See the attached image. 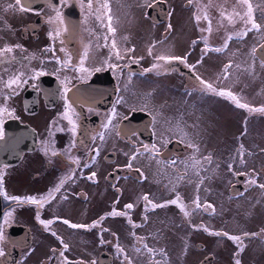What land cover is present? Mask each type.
Returning a JSON list of instances; mask_svg holds the SVG:
<instances>
[{"label":"flooded vegetation","instance_id":"af4514ba","mask_svg":"<svg viewBox=\"0 0 264 264\" xmlns=\"http://www.w3.org/2000/svg\"><path fill=\"white\" fill-rule=\"evenodd\" d=\"M52 2L60 4V0ZM104 2L105 0H93L94 10H89L87 0H84L83 7L80 0H67V4L61 9L67 31L61 30L60 37L56 39H50L48 35L50 30L58 27V22L46 23L55 17V12L48 7V2L40 11H28L27 13L37 17L22 28V38H33L36 41L44 33L50 42L57 41L58 56L50 57L49 52L44 50L43 56L39 58L25 57L26 53L20 46H13V52L0 57V96L11 94L12 97V103L1 106L6 105L15 113L14 117L5 116L4 132L5 123L17 119L20 123L14 122L15 127L25 124L29 129L22 132L16 130L17 134L13 132L16 140L19 135L36 134L34 146L31 144L20 156L15 154L13 164L3 162L0 165V175L4 177V191L9 196L22 198H43L49 192L55 196V199L46 203L42 209L32 204L18 205L0 196V224H3L5 214L12 212L10 223L4 225L7 239L2 246L6 255L0 257V264H32L35 261H40L37 264H60L62 258L52 250L59 252L63 249L60 240L53 236L52 232L69 245L65 255L74 262L87 254L84 249L73 250L71 243L77 242L84 247L90 242L92 249L88 251L96 264H126L123 255L117 251V244L124 249L133 264H152L153 261L159 264L162 251L159 246L173 238L174 241H182L187 250L195 248L200 253L197 264H206L208 261L210 264H216L210 245L206 243L214 235L204 231V228L216 232L220 229H215L210 223L209 219L213 214L211 209L195 210L192 205L198 194L202 203H211L215 210L223 208L222 203L215 204L209 199L214 191L210 187V184L213 185L212 165L205 157L210 155L195 153L197 158L208 165L206 169L200 167L198 190L193 186L194 171L180 170L178 166L172 171L165 169L164 165H172L173 160L179 164L184 161L191 163L189 157L193 152L187 145L189 142L196 144V140L195 127L187 117V110L190 107L194 109L196 101H214L224 109L236 112V115L244 113L232 100L202 90L203 86L196 77L212 83L218 90L232 91L241 103L246 102L239 93L238 79L242 76L245 55L253 66L260 60L264 61V47H260L264 44V0H249L252 5V17L261 25V32L248 31L251 23L246 17L247 6L239 0H106L110 13L103 9L95 11ZM149 4L155 7H149ZM234 12L245 16V19L235 16ZM109 14L113 17V27L116 28L115 37L107 30ZM97 15L100 19H97ZM205 16L208 19H205ZM39 17L43 19L42 24L34 31L33 24ZM196 17H200L199 21ZM228 17H232L231 21ZM186 21L189 23V31H184L187 33L186 41L180 39L181 42H187L186 49L181 52L167 49L171 41H178V26ZM169 24L171 29L168 28ZM209 27L210 32L207 30ZM245 31L247 36L241 37L240 33ZM229 36L233 39L228 42L226 50L221 53L208 52L206 55L203 53L205 41L209 47L223 48ZM113 38L123 59H117L115 50L111 48ZM61 40L64 41L63 45ZM193 41L197 43L193 45ZM105 43L107 47H104ZM85 45L89 46L85 67L90 70L99 67L101 71L81 73L76 70L77 55L82 53ZM62 47L66 51H61ZM132 48L135 51L125 54V49ZM2 49L4 48L1 47L0 50ZM245 50L250 52L245 53ZM69 53L72 54L70 64L62 67V64L56 63L58 58L62 63L67 60ZM161 54L185 57L186 62L174 61L167 64L157 61L155 57ZM12 57L18 62H3L11 60ZM214 57H222L215 80L200 71L205 65L209 74H212L216 65L208 62ZM229 62L234 65L236 73H231L232 69L230 73L223 72L224 66ZM36 63L39 67L35 66ZM154 64H159L160 67L147 71ZM109 65L118 67L112 68ZM236 65L240 67L237 68ZM34 69H42L47 75L36 80L29 79L27 84H21L19 88L15 85L13 89L6 87V81L14 75L23 72L25 77H28ZM65 83L70 89L67 93L68 103L74 109L70 116L78 126L75 135L70 131L68 120L63 118L66 108ZM173 93L182 99L177 112H174L176 102L171 98ZM199 104H203V101ZM113 112L116 115L112 125L105 130L104 125ZM251 113L252 117H259L257 121L260 117L264 120V113ZM101 132H105L103 142L99 139ZM94 136L96 139H93ZM238 140L240 145L243 143L239 135L235 139L237 146L230 153L233 168L230 171L232 175L229 177V189L224 196V199L229 200L225 203L226 209H233L238 199L252 200L253 194L255 200L264 203V189L257 186L264 183V163H259L258 169L252 168L244 172L237 154L240 147ZM257 141L258 139L255 140ZM73 144L75 146L70 147ZM144 145H155L159 155L155 152L150 155L144 150ZM20 146L14 143V151H19ZM97 147L100 149L98 155L92 151ZM53 152H56V155H52ZM136 152L143 154L137 156L135 161L130 160ZM76 158L80 160L79 167L71 163V160ZM128 163H132V169L126 167ZM92 171L97 173L96 182L85 178ZM253 171L257 185L249 183ZM73 172L76 173L74 178L70 175ZM169 174L182 178L183 186L177 187L179 183L173 188L169 186ZM149 175L155 179L148 180L149 186L140 188V184H146ZM66 177L68 179L61 191L55 192L61 180ZM145 194L156 203H164L179 195L183 202L190 206L192 215L190 218L184 217L178 208L172 205L155 210L149 207L145 211ZM64 196L68 199H63ZM128 203H132L134 208L126 209L124 206ZM79 206H85L87 212H82ZM113 209L126 212L127 216L108 215ZM37 211L45 221L60 217L86 225H91L97 220L101 223L98 227L86 230L71 229L59 220H54L48 229H45L36 219ZM240 211V215L244 213L242 208ZM144 216L148 219L144 220ZM129 217L131 222L142 226L132 227ZM262 227L248 235H240L243 241L242 251L238 250L237 243H233L236 254L239 251V254L233 257V264L235 259L243 258L247 242L254 241L264 246ZM101 235L108 243L101 242ZM145 245L155 250V258L143 260L142 257L149 256ZM132 250L136 253L137 250L142 251V257L132 253ZM257 250L255 253L260 254L262 258L257 259L255 256L250 264H264V252ZM10 254L14 256L12 262ZM195 262L193 259L194 264Z\"/></svg>","mask_w":264,"mask_h":264},{"label":"rangeland","instance_id":"374dc122","mask_svg":"<svg viewBox=\"0 0 264 264\" xmlns=\"http://www.w3.org/2000/svg\"><path fill=\"white\" fill-rule=\"evenodd\" d=\"M9 5L12 7L10 8ZM36 17L37 15L20 11L14 0H0V49L1 47L20 46V48L26 53L25 57L34 58H39L41 55L43 56V51L46 49H55V51H48L49 56H58L56 50L58 48L57 41L50 42L44 33L36 41L33 38H30L29 40L22 38V28H24L28 22H33ZM188 26L189 23L187 21L178 26V37H176L178 41L175 43L174 41H171L167 49L170 48L175 50L174 52H181L183 49H186L187 42H181L180 39L182 38V41H186V32L189 31L187 28ZM185 29L187 30L186 32H184ZM201 33L203 34L202 31ZM247 52L250 51L245 50V53ZM220 60H222V57H214L209 60V64L216 65L215 69L213 67L214 71L212 74H209L205 65L200 68V71L205 76L215 80V78L218 77ZM262 62L264 61L260 60L257 65L255 64L253 66L252 62H249L248 57L245 55L241 72L242 76L238 79L240 84L239 93L242 94V100L246 101L244 103H249V106L254 108L264 106V66H261ZM35 66L39 67V64L36 63ZM231 69V73H236L234 65ZM222 83L224 84L225 81H222ZM258 91L260 93H258ZM4 96H0V106L12 103V97L10 99H4ZM171 98L176 102L174 112H177L178 106H181L180 103L182 99L175 93L171 94ZM202 101L203 104H199ZM196 103L194 109L190 107L187 110V117L193 122L195 127L194 140H196V145L199 147L197 155L209 154L211 156V181H213V185L210 184V187L214 191L211 190L213 192L212 194L210 191L211 195L209 199L215 202V204H223V208H216L217 210H215L214 214H212L209 219L212 227L220 229L219 232L222 233L227 232L228 234H238L241 236L244 233L249 234L258 227L263 226L262 228H264V203L263 201L255 200L254 194L252 200L248 198L238 199L233 209L224 208L229 201L224 199V196L226 194L225 192L229 189V177L232 175L228 169V165L233 162V160H230V153L233 152V149L237 146L235 144V139L240 135L243 140V143L241 144H243L245 148L244 159L246 161V163L242 164L243 171L246 172L252 168L258 169V164L264 163V120L260 117V120L257 121L259 117L255 115L252 117L253 114L247 112L246 109H243L244 113H242V115H236V112L224 109L223 106L214 101L208 100L207 102L205 100H198V103ZM257 139L258 141L255 142ZM238 145H240L239 140ZM248 153H251V155ZM197 159L201 161L200 158ZM234 161H236V159H234ZM164 166L165 169L172 171L176 169V166H178L180 170L190 169L194 171L195 183L193 186L198 190L200 175H196V170L190 167L186 168L184 162L181 164L175 163ZM207 166V163L201 161V169H206ZM169 177L170 181L168 184L169 186H172V188L173 186H176L177 183L180 184L177 187L183 186L182 178L173 174H169ZM154 179L155 178L149 175L146 184H140L139 187L142 188L143 186H149L148 180L150 181ZM172 191L174 190L172 189ZM236 205L238 207H236ZM79 207L82 209V212H87L85 206ZM241 208L244 213H241L240 215L239 212H241ZM225 218H227V220H224ZM172 239L173 238H171L170 242H162L161 246H159L160 248L162 247V251L159 255V264H194L193 259H195V264H197L201 256L200 253L197 252L195 248L187 250L186 247L182 245V241H174ZM206 243H209L210 245V250L212 255H214L216 264H233V257L236 254L233 245L235 242L221 235L212 236V238L206 241ZM123 247H125V244H123ZM71 248H73V250L84 249L87 254L84 257L78 258L77 264H79V262L89 264V262L92 261V257L90 256L91 252L88 251L92 249L90 242L84 247L77 242H72ZM255 250L263 253L264 246L262 243H255L254 241L247 242L243 258H240L241 264H250V261L254 260L255 256L257 259L260 258L261 255H257ZM132 253L140 256L142 251H137L136 253L132 250ZM148 255V258L140 257L146 261L150 258H155V253H148ZM32 256H35V254H32ZM39 262L40 261H35L32 264H37Z\"/></svg>","mask_w":264,"mask_h":264},{"label":"snow or ice","instance_id":"6c2138e0","mask_svg":"<svg viewBox=\"0 0 264 264\" xmlns=\"http://www.w3.org/2000/svg\"><path fill=\"white\" fill-rule=\"evenodd\" d=\"M48 2V7L52 8L53 11L55 12V17L49 19L46 21V23H57L58 22V27L54 30H50L48 35L50 37V39H56L58 37H60L61 35V30L63 31H67V27L65 26V18L63 16V12L61 11L62 7L67 4V0H60V4L56 5L52 2V0H47ZM240 3L244 4L247 6V13H246V17L247 20L251 23V28L248 29V31H252L255 30L256 32H261L262 28L261 25L255 22V19L252 17V5L249 2V0H239ZM36 3V0H15V4L19 6V10L22 12H28V11H33V4ZM81 6H84V0H80ZM149 7H155V5L153 4H149ZM9 7L11 8L12 6L9 5ZM87 8L89 10H94L93 9V0H87ZM100 9L106 10L107 12L110 13V7L108 5V3L105 2L101 3L99 5L98 9H95V11L99 12ZM235 16L240 17V19H245V16H241L240 13L238 12H234ZM205 19H208L207 16L204 17ZM229 20L231 21L232 17H228ZM97 19H100V16L97 15ZM197 21H199L200 17H196ZM210 24V22H209ZM61 26H63L61 28ZM168 28L171 29V25H168ZM107 30L108 32L112 33L113 37H115L116 34V28L113 27V17L109 14L107 16ZM209 32L211 31V27H209L207 29ZM241 37H246L247 36V31L240 33ZM233 39L232 36L228 37V41L224 43L223 48L221 47H209L207 41L204 42L205 47L202 50L203 53L206 55L208 52H214V53H221L222 51L226 50L228 48V42H230ZM105 40H107V37H105ZM61 45L64 44V41L61 40ZM197 42L193 41V45H195ZM107 43L104 44V47H107ZM260 47H264V44H262ZM111 48L113 50H115V56L117 59H123V56H121L120 50L117 48V44H116V40L113 38L112 42H111ZM13 48L12 47H6L2 50H0V57H4L6 53H11L13 52ZM55 51V49H46L45 51ZM61 51H66L63 47L61 48ZM125 54H128L129 52L135 51L134 48L132 49H125ZM255 52V49H254ZM89 55V46L85 45L84 49L82 51V53H79L77 55V59H78V65L76 66V70H78L81 73H86V72H90V71H96L99 72L101 71V68L97 67L93 70L88 69L87 67H85V61L87 59ZM149 55H151V49L149 50ZM32 59V58H29ZM71 59H72V54L69 53L68 54V59L63 61V63L61 62V60L58 58L56 60L57 64H62V67L64 65L70 64L71 63ZM155 59L157 61H163L167 64H172L174 61H179L180 63H185L186 62V58L185 57H180V56H174V55H164L161 54L157 57H155ZM5 63H13V62H18L15 61V57H12L11 60H5L3 61ZM264 66V62H262V65ZM109 67L115 68L118 67V65H109ZM160 67L159 64H154L151 68H149L147 71H152L154 68ZM194 67V66H193ZM233 67L232 63L229 62L227 65L224 66L223 68V72L224 73H229L230 69ZM237 68H239V65H236ZM47 75L46 72H44L43 70H32V75L25 77V74L23 72H20L19 74L14 75L12 78L8 79L6 81V87L9 89H13V85H15L17 88L20 87L21 84H27L29 79L32 80H36L39 79V77ZM197 81L199 82L200 85L203 86L204 91H208V92H212L215 93L218 96L221 97H225L228 98L230 100H232L236 107L241 108V109H247L249 112H260V113H264V107H259V108H251L248 104L246 103H241L240 99L232 92V91H228V90H218L216 87H214V85L210 82H206L203 79H201L199 76L196 77ZM225 79H227V76H225ZM33 87H35V85H33ZM70 91V89L67 87V83H65V87H64V99H65V103H66V108H65V112H64V119L68 120V123L71 125V129L70 131L73 133V135L76 134V130H77V124L75 122V120H73L70 116V112H73L74 109L72 108V105L70 103H68V95L67 93ZM18 94V93H16ZM2 95V94H0ZM4 99H10L11 98V94L6 95L3 97ZM8 117H14L15 113L14 110L8 108L6 105L4 106H0V141L5 139V132H4V128H3V124H4V119L5 116ZM115 112H113L112 117L109 118L106 122V124L104 125L105 130H108L109 127L112 125V121L115 118ZM61 131H63V129H60ZM93 139H96V137L94 136ZM99 139L103 142L105 140V132H101L99 134ZM167 142V141H165ZM75 145H71L70 147H74ZM190 149H192L193 154L189 157V160L191 161V163L189 164L188 161H184L185 167L186 168H192L194 170H196V175L199 176L200 174V165H201V161L199 159H197L195 153L199 152V147L193 143V142H189L187 145ZM144 150L146 152H148L150 155L155 152V154L158 156L159 152L158 150H156V146L152 145L151 147L149 145H144ZM93 153H95L96 155L99 154L100 149L94 148ZM143 153L140 152H136L134 155H132L130 157V160L135 161L137 159V156L142 155ZM238 156H239V162L241 164L246 163L244 156H245V148L243 146V144L240 145L239 149H238ZM249 155H251V153H248ZM52 155H56V152H53ZM206 160L209 161V163L211 162V157L207 156L205 157ZM235 159V157H234ZM71 163L73 165H76L77 167L80 166V160L79 158L73 159L71 160ZM161 163H167L165 161H161ZM172 164H175L176 161L173 160L171 162ZM126 167L128 169H132L133 165L132 163H128L126 165ZM233 168V165L230 163L228 165V169L229 171H231ZM137 171H140L139 169H137ZM71 177H75L76 173L73 172L70 174ZM97 173L95 171H92L87 177H85L87 180L89 181H95V177H96ZM141 176L143 177V174L141 173ZM68 179V177L65 178V180H61L60 184L56 187L55 192L59 193L61 191V188H63L66 180ZM202 183V180H201ZM249 183L253 184V185H257V178H256V174L253 171V176L250 179ZM259 188L264 189V183H259L257 185ZM0 196H3L6 200H11L14 201L16 204L18 205H23V204H32V205H36L38 207V209H42L44 207V205L46 203H50L53 199H55V196L52 194V192H49V194L46 197L43 198H37L36 196H27V197H19V196H9L8 193L6 191H4V177L3 175H0ZM63 199H68L67 196H64ZM143 200L145 201V211L148 210V208L150 207L152 210H155L157 208H164L167 206H176L178 208V210L183 214L184 217L190 218L192 215V211L189 210L190 206L186 203L183 202L182 198L179 195H176L174 199L168 200L164 203H156L153 200H151L149 198V195L145 194L143 196ZM119 201H116V203H118ZM192 205H194V209L195 210H200V209H211L213 214L215 212V207L214 205H212L211 203L208 202H204L202 203L200 200L199 195L197 194L194 198V200L192 201ZM126 209H133L134 205L132 203H128L124 206ZM108 215L112 216V217H117V216H127L126 212L120 211V210H116L113 209ZM12 217V212H8L5 214V219L3 221V224H0V257H4L6 255L4 248H3V243L6 241V237H5V229H4V225H7L10 223V219ZM36 219L44 226L45 229H48L49 225H51L54 220H59L60 222H62L64 225H67L69 228L71 229H86V230H90L91 228H95L98 227L101 223L100 220L95 221L93 224L91 225H86V224H82V223H73L71 222L69 219H62L60 217H55L54 220L50 219V220H42L40 218V214L39 211H37V215H36ZM129 221L130 217L128 218ZM144 220H147L148 217L144 216L143 217ZM132 223V227H141L142 225H137L135 222H131ZM105 231H107V229H105ZM204 231L209 232L210 235H214V236H225L227 237L229 240L237 243L238 246V250L242 251L243 250V241H242V237L240 235H229L227 232H216V231H210L208 228H204ZM53 236H55L58 240H60V243L62 245V249L59 252H57L56 249H53L52 251L54 253H56L58 255V257L62 258L60 261V264H77V262L72 261L68 256L65 255V252L69 250V245L67 243H65L59 236H57V234L55 232L51 233ZM115 236V234H113ZM133 235H135L133 233ZM248 235V234H245ZM118 238V237H117ZM101 242L102 243H108V241H104L103 240V236L101 235L100 237ZM117 247V251L119 253H121L123 255L124 260L126 261V264H133V261L128 257V255L124 252V249L120 247L119 244L116 245ZM145 248H147V245L144 246ZM139 251V250H137ZM147 251L149 254H154L155 250L151 249V248H147ZM239 251L237 252L236 255L239 254ZM79 264H82V262H79ZM91 264H96L95 261H92ZM152 264H156L155 261L152 262ZM235 264H241L240 259H235Z\"/></svg>","mask_w":264,"mask_h":264},{"label":"water","instance_id":"95a60500","mask_svg":"<svg viewBox=\"0 0 264 264\" xmlns=\"http://www.w3.org/2000/svg\"><path fill=\"white\" fill-rule=\"evenodd\" d=\"M46 3L47 0H36V3L32 6L33 10L40 11ZM42 20V17L36 19L35 24H33V27L35 28L34 31L38 30L39 26L42 24ZM14 122L20 123L17 119L8 120L5 123V139L0 141V165L3 164V162L6 164H13L15 162L14 160L16 159L15 154H19L20 156L24 150H28V148H30L31 144L33 146L35 144L36 134L34 136H30V134L25 136L19 135L17 137V140L15 139V137H13V132H15L16 130H20L22 132V130L24 129H29L25 124H20V126L15 127V125L13 124ZM14 143L18 144L19 146L21 145L19 151H14ZM3 148L5 149L3 150ZM9 257L12 262L14 256L10 254ZM206 264H210V261H208Z\"/></svg>","mask_w":264,"mask_h":264},{"label":"bare ground","instance_id":"6f19581e","mask_svg":"<svg viewBox=\"0 0 264 264\" xmlns=\"http://www.w3.org/2000/svg\"><path fill=\"white\" fill-rule=\"evenodd\" d=\"M29 104V103H28Z\"/></svg>","mask_w":264,"mask_h":264}]
</instances>
